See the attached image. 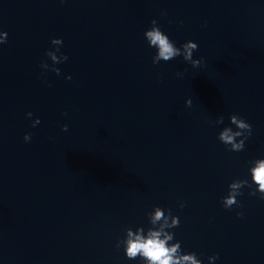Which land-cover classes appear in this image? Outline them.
Instances as JSON below:
<instances>
[{"label": "water", "instance_id": "95a60500", "mask_svg": "<svg viewBox=\"0 0 264 264\" xmlns=\"http://www.w3.org/2000/svg\"><path fill=\"white\" fill-rule=\"evenodd\" d=\"M154 18L201 67L152 62ZM0 28V264H137L115 244L157 204L205 264H264V198L245 188L244 217L221 202L264 155V0H0ZM53 37L69 59L42 76ZM234 112L241 152L209 123Z\"/></svg>", "mask_w": 264, "mask_h": 264}, {"label": "clouds", "instance_id": "9594fccd", "mask_svg": "<svg viewBox=\"0 0 264 264\" xmlns=\"http://www.w3.org/2000/svg\"><path fill=\"white\" fill-rule=\"evenodd\" d=\"M161 15H167V10H162ZM143 35L148 46L155 50L152 56L154 64L172 61L178 57H183L194 68H199L204 63L203 56L194 55L199 49L197 41L189 39L178 45L156 18L152 19L151 26L144 31ZM8 36L9 33L0 28V45L7 43ZM63 44V37L52 38L53 47L48 48L45 54L52 63H49L47 59L41 61L40 67L44 70L41 73L42 76L48 71H54L57 75L61 74V68L57 65L69 59L68 54L62 50ZM177 75L183 76L184 72H177ZM68 79H71V75ZM186 104L191 107L193 99L189 97ZM27 116L32 117L33 112L29 111ZM40 123L41 119L38 116L32 120L33 127ZM209 123L219 129L217 138L229 151H243L247 141L253 135L252 123L240 113H231L227 118L221 114L216 119L209 120ZM62 127L67 131L69 125L65 123ZM24 140L30 142L32 133L26 132ZM245 188L249 190L250 196L258 195L264 198V155L248 160L246 174L233 179L228 184L226 193L221 197L222 206L225 209L234 207L240 209L236 212L239 217L245 216L242 201L239 199L244 194ZM186 203V201L180 202L179 207L183 209ZM146 216V223L125 226L124 234L116 241L115 247L118 250L122 249L128 260L137 261V264H205L204 253L186 250L183 241L177 239L175 229L181 225L182 221L180 215L174 213L171 207L154 205L147 211ZM219 258V253L206 257L209 264H216Z\"/></svg>", "mask_w": 264, "mask_h": 264}]
</instances>
